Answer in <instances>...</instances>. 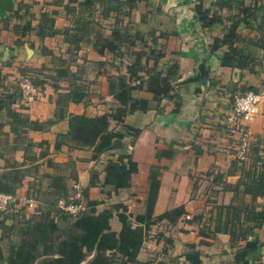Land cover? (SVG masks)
Listing matches in <instances>:
<instances>
[{
	"label": "crops",
	"instance_id": "1",
	"mask_svg": "<svg viewBox=\"0 0 264 264\" xmlns=\"http://www.w3.org/2000/svg\"><path fill=\"white\" fill-rule=\"evenodd\" d=\"M84 1L0 0V71L6 75L3 84L9 87L13 80L20 79V66L45 69L38 77L43 85L38 90L37 101L24 105L22 111L31 121H55L57 96L69 90L67 82L62 80L54 82L51 78L49 84L47 74H50L51 69V77L54 75L55 62L52 57L43 56L42 50L48 49L54 56L66 59L69 46L63 41L62 35L44 40L37 37L40 16L42 13L51 15L54 28L64 31L70 26L65 7L77 8ZM97 1L100 0H95L91 36L87 42L79 45L76 62L70 68L71 72H77L78 82L87 97L82 103L67 104L64 111L88 117L109 113L115 101L108 93V79L124 75L127 69L133 67L132 52L141 48V41H147L150 45L156 41L158 49H162L165 55L162 62L167 66L178 67L179 78L175 82L172 98L157 103L152 94L135 91L133 97L146 100L149 109L143 113L128 114L123 124L111 122L109 129L121 134V138L112 141L120 140L125 149H105L96 158L92 149H74L68 142L65 145L56 144V137L67 132L66 120L52 124L45 132H29L26 138L31 143H44L41 148L31 149V156L38 157L40 152L47 153L45 158L38 160L37 171L31 169L32 166L24 165L27 153L24 151L23 136L9 133L7 120L0 112V180H4L12 171L23 172L28 169L15 195L21 199L34 195L44 203L47 201L40 199L43 194H51V199L56 196L49 188L50 175L56 174L66 179L70 193L72 180H76L81 189H85L92 172L100 173L102 179L103 165L108 160H116L123 153L130 154L137 172L131 176L129 188L116 192L109 186L88 189L86 200L98 203L97 213L121 204L126 208V213L132 216V220L135 216L144 215L150 187L149 172L152 169L160 173L153 216H160L178 206H183L186 211V217L174 226L162 222L151 227L137 263L143 264L155 259V263L167 264L176 259V264H191L192 255L188 245H194L200 255V264H237L236 253L244 247L245 241L232 243L229 236L224 234L202 238L198 235L201 224L193 221V217L203 215L204 221L210 217L207 213L214 205L230 203L233 193L227 187H235L242 168L248 167L250 145L264 140V104L249 125L248 136L243 141L237 143L227 131L234 96L248 87L258 92L264 91V67H259L258 62L253 72L221 67L220 58L224 50L213 53L210 45L215 37L225 33L229 25L226 17L234 11L223 10L220 12L223 22L210 30L204 29L198 21L197 13L211 7L212 0H137L129 17L124 19L129 34L139 37L135 47L121 48V55L118 56L106 50L100 53L95 37L110 34L116 12L102 8ZM236 1L245 7L253 6L256 2L257 5H264V0ZM27 22L30 31L23 36L19 35V26ZM241 33L245 35L249 31L243 30ZM162 34H165V38L160 37ZM254 34L252 32L249 35ZM17 40L20 45L15 47ZM253 52L261 58L263 64L262 53ZM201 72L206 73L203 84L198 81L181 83L186 79L199 78ZM19 106H22V102L16 107ZM124 127L139 130V135L133 139ZM164 153H170L171 157L163 156ZM235 160L239 162L231 168ZM35 172L42 178L35 177ZM256 205L264 209V197L258 198ZM57 221L60 227L64 226L61 220ZM110 225L113 230H119L116 216L111 219ZM248 241L257 242L258 247L248 254L246 264H264V222L252 232ZM18 243L16 234L1 240L0 248L5 264L11 246ZM89 259L82 264H87Z\"/></svg>",
	"mask_w": 264,
	"mask_h": 264
},
{
	"label": "trees",
	"instance_id": "2",
	"mask_svg": "<svg viewBox=\"0 0 264 264\" xmlns=\"http://www.w3.org/2000/svg\"><path fill=\"white\" fill-rule=\"evenodd\" d=\"M137 0H100L97 1L102 8H109L116 12V18L110 34L107 36L98 35L95 42L99 43V52L106 50L115 56L121 55V48H134L139 41L137 35H130L124 19L129 17ZM95 0H85L83 5L65 7L69 16V24L64 31L54 28L51 15L42 13L40 16L37 37L40 40L45 38L63 36V41L68 44L66 50L67 58L54 56L48 49H43V56H50L55 62L51 77V69L48 78L54 82L59 80L68 84L69 90L57 96L54 113L55 121H31L22 111L25 109L22 102V95L19 87V80H13L9 87L3 82L6 75L0 71V112L4 114L9 133L23 136L25 153L34 148H41L44 143H31L26 135L29 132H45L50 126L61 120H66L68 129L66 134L56 137L57 145L71 144L74 149H92L96 158L104 153L114 138H121V134L109 129L110 123L123 124L124 118L134 112H146L149 103L142 98H134L135 91L152 94L153 100L157 103L164 99H171L175 90V82L179 78V69L175 66H167L162 61L165 57L162 49H158L156 41L150 45L147 41H141V48L133 51V67L127 69L126 74L117 75L108 79V93L115 101L110 106L109 113L97 117L85 115H72L64 111L67 104H79L85 101L87 95L78 82L77 72H71V66L76 62L79 45L87 42L91 36V25ZM223 10L234 13L226 17L229 25L221 37H215L210 45V51L215 53L223 49L221 55V67L237 69L240 71L255 70V63L261 59L253 51L264 55V5L245 7L236 0H212L211 7L200 10L197 13L198 21L204 29L210 30L213 26L223 22L220 12ZM31 19V17H29ZM18 34L23 36L30 31V24L27 22L19 26ZM248 30L243 35L241 32ZM254 32V36L249 34ZM160 37L165 38V34ZM20 41L15 42V47ZM45 69H32L23 65L18 69L20 77H28L33 85L39 90L43 82L38 78ZM54 84V83H53ZM58 88L57 85H53ZM71 88V90H70ZM246 91H258L253 87L244 88ZM126 133L135 139L139 130L124 127ZM263 144V147L261 145ZM47 153L40 152L38 157L25 158L24 165L34 166L37 171L38 160L45 158ZM163 156L170 158V153ZM250 163L247 168H242L239 181L235 187H227L233 197L227 205H214L207 214L209 218L203 221V215L193 217V221H199L201 226L198 235L202 238H213L217 234L228 235L232 243L245 241L244 247L236 253L235 261L246 264L248 254L258 247L257 242L248 241L252 232L259 228L264 222V209L256 205L258 198L264 197V140L250 145ZM238 160L231 163V168L236 167ZM28 169L15 170L0 180V193L15 195L16 189L20 186ZM137 172L136 164L131 160V155L121 154L116 160H108L102 169L103 178L100 173L92 172L88 185L82 189L87 211L78 217L71 218L56 208L60 200L69 196L66 179L60 175L49 176V188L56 196L47 202H41L37 197V208L30 212L26 205H10L6 211H0V242L10 235L18 236L19 243L12 245L6 264H82L90 258L87 264H138L137 258L144 240L153 225L165 222L168 226H174L178 221L186 217L183 206L167 210L160 216H153V209L156 203L160 185V173L157 169L149 172L150 187L147 197V209L144 215L132 216L126 213V208L121 204L112 205L109 209L101 212L96 211L97 202L87 201L88 189L91 187H111L115 192L120 189H127L130 186L131 176ZM6 181V182H4ZM71 183H76L72 180ZM48 196L51 197V194ZM28 198V197H27ZM33 198V197H32ZM248 199V201L246 200ZM52 200V201H51ZM43 206H46L43 208ZM13 207L18 208L14 211ZM12 209V210H11ZM44 211H43V210ZM116 216L119 222V230L115 231L110 225L111 219ZM18 217L20 220H18ZM17 220V222L15 221ZM64 223L63 227L58 221ZM168 240V239H167ZM191 250V264H200L199 253L194 245H188ZM164 251V250H163ZM0 264H5L0 248ZM143 264H164L155 263L152 259ZM167 264H176V259Z\"/></svg>",
	"mask_w": 264,
	"mask_h": 264
},
{
	"label": "built area",
	"instance_id": "3",
	"mask_svg": "<svg viewBox=\"0 0 264 264\" xmlns=\"http://www.w3.org/2000/svg\"><path fill=\"white\" fill-rule=\"evenodd\" d=\"M19 87L22 95V103L30 105L38 99V89L33 85L28 77H20ZM264 104V92L246 91L237 94L233 98L232 109L227 120V131L234 141L241 142L248 136V127L258 115L259 109ZM71 192L69 196L60 200L56 208L63 214L76 218L87 211L82 189L79 184L71 183ZM10 205H26L33 211L37 208L36 200L23 197L18 198L16 195H7L0 193V211H6Z\"/></svg>",
	"mask_w": 264,
	"mask_h": 264
},
{
	"label": "water",
	"instance_id": "4",
	"mask_svg": "<svg viewBox=\"0 0 264 264\" xmlns=\"http://www.w3.org/2000/svg\"><path fill=\"white\" fill-rule=\"evenodd\" d=\"M205 79H206V73L205 72H201L199 78L186 79L185 81H182L181 83L182 84H186V83H189V82H196V81H198L199 83H202L203 84L204 81H205ZM113 149L123 150L125 148L121 146L120 140H114V141L111 142V144L107 148V150H113Z\"/></svg>",
	"mask_w": 264,
	"mask_h": 264
},
{
	"label": "rangeland",
	"instance_id": "5",
	"mask_svg": "<svg viewBox=\"0 0 264 264\" xmlns=\"http://www.w3.org/2000/svg\"><path fill=\"white\" fill-rule=\"evenodd\" d=\"M262 55H263V54H262ZM263 56H264V55H263ZM260 59H261V58H260ZM260 62H261V61H260ZM261 65L264 67V57H263V64H261ZM261 65H258V66L260 67ZM26 153H27L26 159H27V161L29 162L28 159H29V158H32V156H31V155H32L31 149L28 150ZM29 166H31V164H30ZM33 167H34V166H32L31 169H34ZM34 175H35V177H40V178H42V176H41L40 174H37V172H35ZM24 178H25V177H24ZM42 182H43V181H42ZM36 183H37V182H35V184H36ZM27 197H28V198H32V197H33L32 199L35 198L34 195H28ZM37 198H38V197H37ZM38 199H39V198H38ZM40 199H43V201H49V200L51 199V197L48 196V195H44V194H43V196H42ZM34 200H35V199H34ZM9 207H10V206H9ZM9 207H8V208H9ZM45 207H46V206H43V208H45ZM8 208H7V209H8ZM12 209H14V211H18V210H17L18 208H15V207H13ZM12 209H11V210H12ZM29 210H30V209H29ZM42 210H43V209H42ZM43 211H44V210H43ZM30 212H31V210H30Z\"/></svg>",
	"mask_w": 264,
	"mask_h": 264
}]
</instances>
